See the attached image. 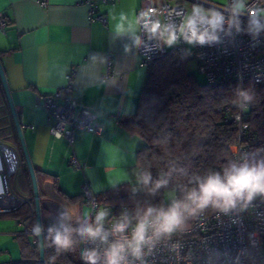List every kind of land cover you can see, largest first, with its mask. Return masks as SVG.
<instances>
[{"label": "crops", "instance_id": "0c3cea01", "mask_svg": "<svg viewBox=\"0 0 264 264\" xmlns=\"http://www.w3.org/2000/svg\"><path fill=\"white\" fill-rule=\"evenodd\" d=\"M140 6L141 0H0V18L6 23L0 27V62L35 171L39 201L47 212L44 230L75 226L87 218L84 183L95 196L122 185L131 191L141 188L136 156L144 141L121 124L135 113L147 81L136 53ZM100 15L105 23L90 18ZM69 81L72 98L78 107L94 111L101 129L99 134L76 130L72 143L50 134L39 104L40 97ZM0 134V145L17 157L15 174L20 170L23 178V189L15 195L29 203L31 181L20 164L19 140L2 85ZM3 215L0 264H20L16 235L23 234L26 224L36 229L35 217L22 224ZM26 236L31 245L35 240L38 244L37 236Z\"/></svg>", "mask_w": 264, "mask_h": 264}, {"label": "built area", "instance_id": "2783aa9c", "mask_svg": "<svg viewBox=\"0 0 264 264\" xmlns=\"http://www.w3.org/2000/svg\"><path fill=\"white\" fill-rule=\"evenodd\" d=\"M185 1L205 8L210 14L194 12L193 8L188 11L183 4ZM215 4L209 0H141L137 11L136 44L141 67L148 70L154 61L168 52L165 44L168 35L166 29H171L176 32L177 41L170 51L180 55L188 54L208 82L231 78L241 86L246 82L264 83V0H226L225 5ZM213 12L223 17L220 27L215 29L211 27ZM250 12L252 16H249ZM189 17L197 19L198 31H208L217 40L205 45L194 43L187 50L188 42L185 37L189 33L181 34L180 28ZM90 18L106 22L102 15ZM156 22H159L160 28L153 33L151 28ZM5 25L0 18V27ZM71 93L69 81L52 95L39 99L40 107L47 115L50 134L69 143H72L76 130L89 134H99L101 130L94 111L88 107H78ZM232 122L237 129V140L229 147L231 155L237 165L248 163V151L243 145L247 127L242 120L241 111L233 116ZM4 147L6 146L0 145L1 174H4L6 167V176H2L1 183L0 214L17 211L27 203L8 189L6 177L15 174L18 163L15 153L10 149L16 166L12 172L8 171ZM72 163L76 165L74 159ZM82 195L90 209L89 216L75 228L70 225L52 227L43 229V235L54 229L74 230L79 264H86L82 254L91 250L97 251L98 264H104L107 244L83 237L76 230L95 224L96 215L105 211L107 216L103 226L110 233L108 241L113 242L118 235L111 234L112 226L126 217L127 208L99 204L87 183L82 186ZM175 198L174 193L173 201ZM136 223H129L124 235H130ZM22 233L37 236L28 224L24 226ZM33 244L36 245L37 241ZM144 252L145 264H264V198L257 195L248 203L240 201L227 213L218 209L209 214L197 212L187 225H181L170 236L161 237L150 251L145 248ZM127 259L129 264H141L140 260L131 256Z\"/></svg>", "mask_w": 264, "mask_h": 264}, {"label": "trees", "instance_id": "16d2710c", "mask_svg": "<svg viewBox=\"0 0 264 264\" xmlns=\"http://www.w3.org/2000/svg\"><path fill=\"white\" fill-rule=\"evenodd\" d=\"M191 62L188 54L170 50L154 61L147 70L135 113L121 121L144 141L136 156L141 188L131 191L122 185L96 199L103 205L125 206L129 223L137 222L149 207L167 209L174 202L166 199L168 191L175 193V201H182L187 191L198 187L199 180L212 173L223 175L224 169L235 163L229 147L237 140L232 119L240 111L247 127L243 145L248 151V163L264 161V83L246 82L241 86L231 78H222L200 84L188 70ZM18 147L20 164L30 181L19 143ZM146 175L150 179L145 184ZM81 197L84 199L82 194ZM216 210L209 206L197 212L209 214ZM196 213L185 212L182 225H187ZM46 215L41 209L42 221ZM3 216L28 223L35 217L33 200ZM56 231L64 230H48L43 235L44 263L79 264L75 231H71L75 244L69 250L57 249L52 239ZM16 239L21 250L20 264L38 260V244L31 245L24 234H17Z\"/></svg>", "mask_w": 264, "mask_h": 264}, {"label": "clouds", "instance_id": "9594fccd", "mask_svg": "<svg viewBox=\"0 0 264 264\" xmlns=\"http://www.w3.org/2000/svg\"><path fill=\"white\" fill-rule=\"evenodd\" d=\"M200 8H194V12H200ZM252 16V13H249ZM223 17L213 12V29L219 28ZM160 28L159 22L152 25L151 31L155 33ZM168 31L167 44L172 45L177 41L176 32ZM181 34L189 33L185 37L189 44H209L217 40L215 35L208 31H198L197 19L189 17L180 28ZM243 95V94H242ZM244 98L250 99L248 96ZM150 176L144 177V183H148ZM160 183L157 184V187ZM257 195L264 196V161L258 163H243L237 165L231 163L224 169L223 175L212 173L206 178L198 181V187L186 192L184 200L174 201L167 209H155L149 207L143 216L138 218L135 227L130 235H124L129 228L127 217L114 223L112 235H118L113 242L108 241L110 233L104 229L103 222L107 212L100 211L95 218V224H88L86 227L77 229L79 235L92 241L99 240L106 243L104 251V264H129L128 257L140 260L145 264L143 257L146 255L145 248L151 250L152 246L164 236H170L184 223L185 212L194 214L211 206L227 213L234 208L238 202L248 203ZM190 202V203H189ZM71 229L63 232L56 231L52 237L57 249L69 250L75 244L71 237ZM34 234L39 235V229H34ZM86 264H98V253L96 250L86 251L82 254Z\"/></svg>", "mask_w": 264, "mask_h": 264}, {"label": "water", "instance_id": "95a60500", "mask_svg": "<svg viewBox=\"0 0 264 264\" xmlns=\"http://www.w3.org/2000/svg\"><path fill=\"white\" fill-rule=\"evenodd\" d=\"M0 83L2 85L7 103H8V107L9 110L11 112L12 115V119L14 122V126L16 129V133L18 136V140H19V144L21 147V151H22V155L28 170V174L30 177V181H31V186H32V195H33V203H34V214H35V222H36V228L39 229V235H37V240H38V251H39V258H38V263L39 264H45L44 263V244H43V225H42V219H41V209H42V205L39 201V195H38V186H37V181H36V177H35V171L33 169V166L31 164L24 140H23V135H22V131H21V125L19 123L16 111L14 109L13 103H12V99H11V95L7 86V82L5 79V74L3 71V68L1 66V62H0ZM4 149H8L7 147H4ZM11 151V150H10Z\"/></svg>", "mask_w": 264, "mask_h": 264}, {"label": "rangeland", "instance_id": "374dc122", "mask_svg": "<svg viewBox=\"0 0 264 264\" xmlns=\"http://www.w3.org/2000/svg\"><path fill=\"white\" fill-rule=\"evenodd\" d=\"M210 3H217L219 5H225L226 3V0H209ZM183 4L185 5V7L187 8V10L189 11L191 8H200V13H203V14H210L205 8L201 7V6H198V5H193L192 3L190 2H183ZM215 4V5H217ZM174 45H168L166 48L167 50H170L172 49ZM192 44H189L186 46V49L189 50L191 48ZM188 70L189 72L195 77V79L197 80L198 83L200 84H205L207 82L206 80V77L205 75L196 67L195 63L192 61L189 66H188ZM1 135V134H0ZM21 168V166H20ZM5 172H6V167L4 168V174H1V177L3 175H5ZM6 176V175H5ZM6 183L8 184V189L10 188L12 190V193L10 190V192L14 195V196H17L15 194H18L19 191H21L23 189V178L21 176V173H20V170L17 174L15 175H12L10 177H6ZM10 186V187H9ZM17 197H22V195H19ZM23 199V198H21ZM166 199L169 201V202H173L174 200V192L173 191H168L166 193ZM25 200V199H24ZM103 205V204H101ZM51 208V207H49ZM88 210V209H87ZM90 214V210L88 211V214L86 217H88ZM23 231V230H22ZM38 262V260H36L34 263ZM32 263V264H34Z\"/></svg>", "mask_w": 264, "mask_h": 264}, {"label": "bare ground", "instance_id": "6f19581e", "mask_svg": "<svg viewBox=\"0 0 264 264\" xmlns=\"http://www.w3.org/2000/svg\"><path fill=\"white\" fill-rule=\"evenodd\" d=\"M4 156L6 157L8 164H7V168L9 172H12L15 169V159L13 158V153L8 150V149H4L3 151ZM1 173H2V168L0 165V189H1V183H2V177H1Z\"/></svg>", "mask_w": 264, "mask_h": 264}, {"label": "snow or ice", "instance_id": "6c2138e0", "mask_svg": "<svg viewBox=\"0 0 264 264\" xmlns=\"http://www.w3.org/2000/svg\"><path fill=\"white\" fill-rule=\"evenodd\" d=\"M0 191H2V189H0Z\"/></svg>", "mask_w": 264, "mask_h": 264}]
</instances>
